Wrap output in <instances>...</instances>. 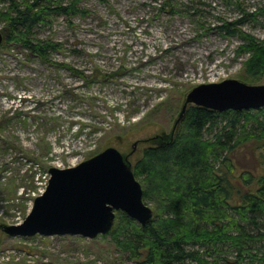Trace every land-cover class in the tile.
Returning a JSON list of instances; mask_svg holds the SVG:
<instances>
[{
  "label": "rangeland",
  "instance_id": "obj_1",
  "mask_svg": "<svg viewBox=\"0 0 264 264\" xmlns=\"http://www.w3.org/2000/svg\"><path fill=\"white\" fill-rule=\"evenodd\" d=\"M80 4L85 17L55 15L37 29L61 44L48 60L13 42L0 48V223L25 220L52 167L76 166L109 147L135 164L155 136L172 134L194 87L226 79L264 84V75L247 80L243 39L218 28L244 19L241 29L264 40V0ZM237 157V175L264 176V148L243 146ZM102 236L0 231V264H136Z\"/></svg>",
  "mask_w": 264,
  "mask_h": 264
},
{
  "label": "trees",
  "instance_id": "obj_2",
  "mask_svg": "<svg viewBox=\"0 0 264 264\" xmlns=\"http://www.w3.org/2000/svg\"><path fill=\"white\" fill-rule=\"evenodd\" d=\"M0 2L2 46L13 42L42 60L61 44L39 38L37 29L55 15L89 13L81 0ZM244 22L218 28L243 39L247 80L257 83L264 75V40L244 32ZM152 140L155 145L131 164L153 219L143 226L118 212L102 237L136 264H264V176L235 173L240 148H264V108L220 112L189 106L174 133Z\"/></svg>",
  "mask_w": 264,
  "mask_h": 264
},
{
  "label": "water",
  "instance_id": "obj_3",
  "mask_svg": "<svg viewBox=\"0 0 264 264\" xmlns=\"http://www.w3.org/2000/svg\"><path fill=\"white\" fill-rule=\"evenodd\" d=\"M4 40L0 30V48ZM189 106L220 112L264 108V84L226 79L194 87L186 96L172 133ZM49 174L45 191L35 198L25 220L15 225L0 223L1 232L20 237L69 235L96 239L113 229L118 212L143 226L153 219V209L143 199L142 184L135 177L129 156L115 147L73 167H52Z\"/></svg>",
  "mask_w": 264,
  "mask_h": 264
}]
</instances>
